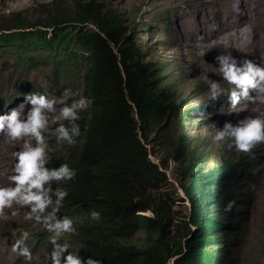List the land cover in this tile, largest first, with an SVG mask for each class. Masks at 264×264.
Wrapping results in <instances>:
<instances>
[{
    "label": "trees",
    "instance_id": "trees-1",
    "mask_svg": "<svg viewBox=\"0 0 264 264\" xmlns=\"http://www.w3.org/2000/svg\"><path fill=\"white\" fill-rule=\"evenodd\" d=\"M58 3L51 2L53 9L35 27L22 13L12 14L11 26L0 28V50L25 63L29 53H43L53 75L70 76L82 67L76 82L88 107L77 121L80 135L50 166L68 164L76 171L73 180L60 181L68 192L62 211L77 229L75 250L102 264H171L173 258L172 264H230L239 227L234 208L223 209L238 202L248 170L221 156L210 161L204 140L193 135L194 109L175 103L169 88L161 87L162 63L146 62L150 55L129 31L135 19L97 0H73L70 15ZM27 89V95L39 94ZM150 143L162 153L159 165L149 158ZM169 161L179 168L186 216L174 211L164 191L169 183L160 168ZM92 211L100 213L99 221L91 219Z\"/></svg>",
    "mask_w": 264,
    "mask_h": 264
},
{
    "label": "rangeland",
    "instance_id": "rangeland-1",
    "mask_svg": "<svg viewBox=\"0 0 264 264\" xmlns=\"http://www.w3.org/2000/svg\"><path fill=\"white\" fill-rule=\"evenodd\" d=\"M53 0H0V28L10 27L7 19L14 13H22L26 21L34 27L41 22L48 14L49 5ZM90 1V0H84ZM108 9H116L125 17L134 18L137 26L134 34L139 35L140 43L146 49V62L150 64L162 63L163 75L166 81L161 84L167 85L175 102H182L186 106H193L195 109L206 107V113L194 114L196 124V137L205 142V149L209 159L217 162L219 157L226 160L246 159L252 165L255 179L246 183L247 204L240 205L243 222L239 225L242 237L233 243L230 251V264H264V144L257 145L251 153L237 151L234 147L229 148L230 141L217 142L214 140L215 130L222 128L225 122L237 121L245 117L260 116L264 118V104H253L247 100H241L233 109L226 99L216 103L208 100V88L204 82L207 75L209 79L221 81L225 87H229L221 78L219 72L208 69L209 59L205 56H197L194 50L198 43L195 32L188 31L183 25L191 26L197 24L206 14L203 6L198 0H97ZM65 13L71 14L70 7L73 0H61ZM247 3H264V0H248ZM56 4V3H55ZM219 4V3H217ZM233 8L238 11L235 3ZM37 23V24H36ZM75 24V23H73ZM43 30L42 27H36ZM92 29V26H89ZM133 27L129 28V31ZM35 31V29H31ZM45 30V29H44ZM133 34V32H132ZM261 31L257 29L255 34L248 40L249 45L245 49H237L232 55L239 59L247 58L264 66V56L260 49L264 46V37H260ZM233 45L236 44V35H233ZM148 48V49H147ZM219 50V49H218ZM220 51V52H219ZM218 54L229 52L227 48ZM25 63L14 55V52L0 50V115H7L14 109H22L26 114L31 108L30 103L25 99L27 88H36L39 94L52 97H60L65 90L70 89L76 93L75 99H79V88L77 84L78 70L80 65L72 74L53 75L48 58L43 53L32 52L28 54ZM34 62L30 64V62ZM202 111V110H201ZM55 125L44 133L48 142V156L51 160L45 167H50L59 154H62L70 145L66 142H57L49 137L54 133ZM215 125V127H214ZM173 128L170 125L168 136L171 137ZM21 142H12L7 138L6 133H0V186L9 183L6 176L11 174L14 158L11 153L19 151ZM34 143V141H33ZM149 151L150 160L158 164L162 159V153L153 150V145L145 144ZM168 179V186L164 191L168 192L174 200V211L186 216L189 213L187 202L178 188L177 174L178 166L169 161L167 168L162 169ZM53 190L55 185L52 184ZM26 208L13 205L5 209L6 219L0 217V264H28L22 256L12 251V245L16 240L21 239V232H29L27 246L32 250L34 259L30 264H47L48 253L51 250L50 236L46 227L37 224L35 221L25 219ZM51 211V209H49ZM16 213L13 215V213ZM58 218L67 216L60 208ZM61 243H69L70 251H74L70 234H64Z\"/></svg>",
    "mask_w": 264,
    "mask_h": 264
},
{
    "label": "clouds",
    "instance_id": "clouds-1",
    "mask_svg": "<svg viewBox=\"0 0 264 264\" xmlns=\"http://www.w3.org/2000/svg\"><path fill=\"white\" fill-rule=\"evenodd\" d=\"M135 27L130 31L134 33ZM198 46L201 45L198 44ZM215 60L219 65L215 70L219 72L222 80L229 87H225L221 81L209 79L206 75L204 82L208 88L207 96L210 102L216 103L221 99H226L233 109L241 100H247L253 104H264V66L247 58L238 60L231 52L222 53ZM76 95L70 89L65 90L62 96L52 98L38 93L29 94L25 99L30 103L31 108L26 114H22V109H14L7 115H0V133H6L7 138L12 142H21L19 151L11 153L14 160L11 174L6 176L9 183L0 186V217L6 219L5 209H10L13 205L28 209L25 219L44 225L46 230L51 233V250L48 253L47 264H102L101 260L92 256H80L79 249L75 250L74 248V251H70L69 243L60 242L64 234H70L74 247L72 234L77 233L74 218L68 216L58 218L57 213L68 196V192L62 189L60 181L73 180L76 171L68 164H60L58 168L45 167L51 161L48 156L49 145L44 135L50 129V125H55L61 120L68 122L67 125L60 123L56 126L55 134L49 137L58 143L66 142L68 145H72L75 143V138L80 135V126L77 121L81 119L80 112L88 107V101L82 96L75 99ZM182 105L185 108L194 109L193 118L194 114L206 113L203 108L195 109V107L186 106L184 103ZM194 121L196 124L195 119ZM195 134L196 130L193 132V135ZM214 140L217 142L230 141L228 144L230 149L234 147L239 152L251 153L257 145L264 144V118L248 116L235 124L230 121L225 122L222 128H216ZM239 161L248 170V176L242 182L238 202L230 200L223 209L227 214L234 208V226L242 221V212L240 211L242 206L240 205L247 204L246 183H251L255 179L251 163L244 157L232 160V162ZM160 170L163 171L161 168ZM52 184L55 185V190H53ZM181 193L183 194L182 191ZM187 204H189L188 201ZM15 214L14 212L13 215ZM90 215L91 219L96 221L101 218L100 213L96 211H92ZM147 215L154 216V213L149 212ZM237 232L241 233V230ZM240 237L233 243L237 242ZM28 239L29 232L22 231L21 239L16 240L12 245V251L18 253L30 264L34 255L26 244Z\"/></svg>",
    "mask_w": 264,
    "mask_h": 264
},
{
    "label": "bare ground",
    "instance_id": "bare-ground-1",
    "mask_svg": "<svg viewBox=\"0 0 264 264\" xmlns=\"http://www.w3.org/2000/svg\"><path fill=\"white\" fill-rule=\"evenodd\" d=\"M206 12L197 24L183 25L188 31L195 32L198 43L194 50L197 56L209 59L208 69L218 68L215 58L219 50L227 48L229 52L245 49L249 45V38L259 29L260 37H264V3H247L248 0H198ZM219 3V4H217ZM235 3L237 9L233 8ZM236 35V44L233 45V35ZM201 45V46H198ZM219 49V50H218ZM220 52V51H219ZM264 56V46L260 49ZM189 205V204H188ZM242 221L234 227H239ZM240 231V230H239ZM242 234L239 233V237ZM173 260L171 261L172 264Z\"/></svg>",
    "mask_w": 264,
    "mask_h": 264
}]
</instances>
